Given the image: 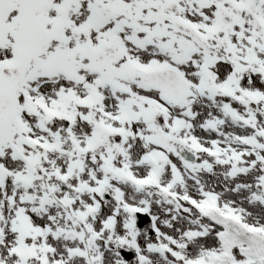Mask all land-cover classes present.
Masks as SVG:
<instances>
[{
  "label": "snow or ice",
  "instance_id": "snow-or-ice-1",
  "mask_svg": "<svg viewBox=\"0 0 264 264\" xmlns=\"http://www.w3.org/2000/svg\"><path fill=\"white\" fill-rule=\"evenodd\" d=\"M0 264H264V0H0Z\"/></svg>",
  "mask_w": 264,
  "mask_h": 264
}]
</instances>
